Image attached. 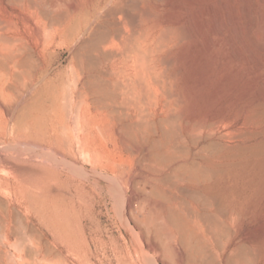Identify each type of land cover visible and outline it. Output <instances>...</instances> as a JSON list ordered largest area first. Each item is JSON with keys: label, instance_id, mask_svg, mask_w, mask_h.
<instances>
[{"label": "rangeland", "instance_id": "374dc122", "mask_svg": "<svg viewBox=\"0 0 264 264\" xmlns=\"http://www.w3.org/2000/svg\"><path fill=\"white\" fill-rule=\"evenodd\" d=\"M261 17L264 0H0V264H140L127 234L144 264H184L152 228L168 211L264 250Z\"/></svg>", "mask_w": 264, "mask_h": 264}, {"label": "bare ground", "instance_id": "6f19581e", "mask_svg": "<svg viewBox=\"0 0 264 264\" xmlns=\"http://www.w3.org/2000/svg\"><path fill=\"white\" fill-rule=\"evenodd\" d=\"M109 5V4H108ZM72 10V9H71ZM31 11V10H30ZM34 12H32V14H33ZM112 15V14H111ZM3 20V19H2ZM5 21V20H4ZM5 23V22H4ZM57 23V22H56ZM261 25H260V27L261 28H263L262 26H264V17H261V23H260ZM139 26V25H138ZM92 27V26H91ZM91 27H89V28H91ZM125 27V26H124ZM127 28V27H126ZM129 28V27H128ZM3 29V28H2ZM87 29V28H86ZM122 29V28H121ZM123 29H125V28H123ZM88 30V29H87ZM119 30V29H118ZM122 31H125V30H122ZM121 31V32H122ZM129 31H130V29H129ZM137 30H135L134 32H136ZM131 32V31H130ZM163 32H161V34H162ZM160 34V35H161ZM259 34V33H258ZM0 36H1V34H0ZM124 36V35H123ZM106 37V36H105ZM133 37V36H132ZM131 37V38H132ZM1 38H5L3 35H2V37H0V40H2L3 42H4V44L6 45V42L7 41H4V39H1ZM127 38V37H126ZM141 38V37H140ZM6 39V38H5ZM8 39V38H7ZM99 39V38H98ZM10 40H12V39H10ZM48 40H50V39H48ZM47 40V41H48ZM103 40V39H102ZM116 40V39H115ZM118 40V39H117ZM132 40H134V39H132ZM136 40V39H135ZM17 40H15V42H16ZM47 41H44V42H47ZM96 41H97V38H96ZM114 41V40H113ZM120 41V40H119ZM131 41V40H130ZM12 43L14 42V41H11ZM43 42V43H44ZM49 42H53V38L49 41ZM100 42V41H99ZM102 42V41H101ZM106 42H108V41H105V43ZM141 42V41H140ZM140 42H139V44H140ZM142 42H144V40L142 41ZM159 42V41H158ZM157 42V43H158ZM104 43V42H103ZM125 43V42H124ZM46 44V43H45ZM44 44V45H45ZM94 44V43H93ZM108 44H110V43H108ZM113 44V43H112ZM119 44V43H118ZM7 45H10L9 43L7 44ZM95 45V44H94ZM96 45H99V44H97L96 43ZM102 45V44H101ZM104 45V44H103ZM111 45V44H110ZM120 45V44H119ZM123 45V44H122ZM127 45V44H126ZM125 45V46H126ZM131 45V44H130ZM135 45V44H134ZM125 46H124V48H125ZM128 46V45H127ZM118 47V46H117ZM120 47V51H122L123 50V48H122V50H121V45L119 46ZM129 47V46H128ZM131 47V46H130ZM133 47V46H132ZM135 47V46H134ZM137 47H139V46H136L135 48H133V51L135 50V52H136V50L138 51L139 49H136ZM156 47V46H155ZM97 48V47H96ZM94 49V48H93ZM98 49V48H97ZM117 49V48H116ZM130 49V48H129ZM128 49V50H129ZM20 51H22L21 49H19ZM18 50V51H19ZM142 50V49H141ZM149 50V49H148ZM147 50V51H148ZM19 51V52H20ZM120 51H118V52H120ZM146 51V52H147ZM99 52V51H98ZM116 52V51H115ZM149 52V51H148ZM117 54V53H116ZM119 54V53H118ZM101 55V54H100ZM103 55H104V57H106L107 55H111V54H108V52H107V55H105V53L103 52ZM142 55L143 54H140L139 52L138 53H136V61H137V63L135 64V65H133V73H132V75L134 74V77L137 79L138 78V76L140 75L141 76V78H143L142 77V75H141V68H146V66L145 67H142V64L144 63V65H146L145 64V61H146V58H145V56H143L142 57ZM149 55V54H148ZM108 56V57H109ZM120 56V55H119ZM124 56V55H123ZM126 56V55H125ZM15 57H17V56H15ZM27 57V56H26ZM111 57V56H110ZM116 57V56H115ZM118 57V56H117ZM6 58V57H5ZM127 58H129V57H127ZM126 57L124 58V59H127ZM8 59H11V58H8ZM7 59V60H8ZM26 59H28V58H26ZM104 59V58H103ZM110 59V58H109ZM109 59H106V60H108L109 61ZM145 61H144V60ZM3 59H1V61H2ZM33 60V59H32ZM105 60V59H104ZM105 60V61H106ZM127 60H130V59H127ZM140 60V61H139ZM158 60V59H157ZM10 61V60H9ZM23 61V60H22ZM22 61H20V63L22 62ZM111 61V60H110ZM109 61V62H110ZM134 61V60H133ZM140 63H139V62ZM141 61H142V64H141ZM13 62V61H12ZM11 62V63H12ZM25 62V61H24ZM107 62V61H106ZM152 62V61H151ZM3 63V62H2ZM14 63V62H13ZM35 63H37V62H35ZM141 64V65H139V64ZM26 64V63H25ZM1 65V64H0ZM4 65H6L5 63H4ZM137 65V66H136ZM143 65V66H144ZM139 66V67H138ZM6 67V66H5ZM143 69H142V73H143ZM27 70V69H26ZM25 70V71H26ZM34 70V69H33ZM146 69H144V71H145ZM35 71V70H34ZM107 72V71H106ZM111 72V71H110ZM127 72V71H126ZM148 73H149V70L147 71ZM19 73V72H18ZM17 73V74H18ZM109 73V72H108ZM107 73V74H108ZM113 73V75L114 76H116V78L118 79V82H119V77L120 76H122V71H120V70H117V72H112ZM124 73V75H126L125 74V71L123 72ZM106 74V73H105ZM106 74V75H107ZM145 76H147L148 74H145V72L143 73ZM129 75L130 74H127V78H128V80H130L131 79V77H129ZM131 75V76H132ZM143 75V76H144ZM110 76V75H109ZM139 76V77H140ZM91 79H92V76H89ZM94 77V76H93ZM151 77V76H150ZM22 78V77H21ZM31 78V77H30ZM96 78H97V76H96ZM20 79V78H19ZM32 79V78H31ZM100 79V78H99ZM99 79H98V83L96 82V80H95V83H92L91 81H87V84H88V86L89 85H91L92 86V89H93V93H94V95L96 96V95H99V99H94L93 101H94V103L95 104H100L101 106H103L105 109H106V107L108 108L109 107V105H111V106H113V107H115L114 109H111L112 110V112L116 109V99H117V92H119V91H117L116 92V89H115V85H114V88L112 89V88H109L107 85L108 84H106L107 83V81L106 82H102L101 81V79H100V81L102 82H100L99 83ZM135 79V80H136ZM154 78H152V80H153ZM22 80V79H21ZM23 80H25V79H23ZM93 80V79H92ZM127 80V79H126ZM127 80V81H128ZM16 81V80H15ZM136 81H139V79L138 80H136ZM18 82V81H17ZM93 82H94V80H93ZM118 82L116 83V85H118ZM123 81H120L119 83L121 84ZM152 82H154V81H151V83ZM109 83V82H108ZM125 83H127V85H129V84H131L130 82H129V84H128V82H125ZM138 83V82H137ZM143 83V82H142ZM150 83V82H149ZM150 83V84H151ZM133 84V83H132ZM155 84H156V82H155ZM36 85V84H35ZM112 85V86H113ZM122 85H124L123 83L120 85V87L122 86ZM144 85V84H143ZM152 85H153V83H152ZM126 86V85H125ZM131 86V85H130ZM129 86V87H130ZM133 86V85H132ZM154 86V85H153ZM119 86H116V88L117 89H119L118 88ZM25 88H26V86H25ZM133 88V87H132ZM131 88V89H132ZM144 88V87H143ZM115 89V90H114ZM120 89H122V88H120ZM127 89V88H126ZM142 89V88H141ZM145 89V88H144ZM123 90V89H122ZM129 91H130V89H129ZM145 91V90H144ZM147 91V90H146ZM145 91V92H146ZM149 91V90H148ZM128 92V91H127ZM150 92V91H149ZM147 93V92H146ZM121 94V93H120ZM135 94V93H134ZM136 94H138L137 92H136ZM136 94H135V96H136ZM149 95V94H148ZM162 96V95H161ZM26 97V96H25ZM92 97V96H91ZM124 99H126L125 98V95H124V97H123ZM129 98V97H128ZM136 98V97H135ZM124 99H123V102H124ZM72 101V100H71ZM92 101V102H93ZM137 100L135 99V105H136V103H137V105H139V103L138 102H136ZM154 102V101H153ZM120 103V102H119ZM115 105V106H114ZM147 105V104H146ZM70 106V105H69ZM76 106V105H75ZM149 106V105H148ZM112 107V108H113ZM138 107V106H137ZM141 107V106H140ZM102 108V107H101ZM148 108V107H147ZM138 109L140 110V108L138 107ZM146 110V109H145ZM52 112V111H51ZM115 112V111H114ZM178 117V116H177ZM180 117H181V115H180ZM177 119H173L172 121L174 122V121H176ZM194 122H196V121H194ZM197 122H200V123H196V125H198V124H202V120H198ZM195 124V123H194ZM196 125H195V127H196ZM200 126H202V125H198V130H200ZM194 127V128H195ZM197 128V127H196ZM195 128V129H196ZM197 130V129H196ZM192 132V131H191ZM194 132V131H193ZM196 132V131H195ZM182 134V133H181ZM191 134V133H190ZM189 134V135H190ZM193 134V133H192ZM191 134V135H192ZM195 135H198L199 136V134H195ZM194 135V136H195ZM192 137H193V135H192ZM196 139H197V137H195ZM194 138V140H196ZM199 138H200V136H199ZM184 139V138H183ZM198 140V139H197ZM196 140V141H197ZM184 141V140H183ZM196 141H194V142H196ZM184 142H187V141H184ZM185 148V147H184ZM187 148H185V150H186ZM183 151H184V149H182ZM188 152V151H187ZM194 161V160H193ZM199 163V162H198ZM197 163V164H198ZM197 164H196V166L194 167V166H190L189 165V163H186L185 161H184V163H182L181 162V164H180V169L182 170V172H184L188 177H192V178H195V179H200V178H203L204 179V176L206 175V176H209L208 174V172H209V170H208V172L206 171V170H203L202 168H201V170H203L205 173H207V174H205L204 172H202L200 169L198 170V166H197ZM215 164V163H214ZM179 168V167H178ZM177 168V169H178ZM197 168V169H196ZM211 172L213 171V170H210ZM213 172H215V171H213ZM194 179V180H195ZM202 179V180H203ZM204 200H206V198L205 199H203V201ZM207 200H209L208 198H207ZM207 200L205 201V202H207ZM221 200V199H220ZM210 201H211V198H210ZM219 201V200H218ZM212 202V201H211ZM219 203V202H218ZM156 211V210H155ZM162 211V210H161ZM157 212V211H156ZM159 214H161L160 213V211L158 212ZM225 214V213H224ZM205 215V214H204ZM213 215V214H212ZM209 216V215H207V216H205V220H206V222H204V223H206L205 224V227L203 228V227H193V226H190L189 224H186V222H184V220H181V219H179V217H177L175 214H173L171 211H168L165 215H164V217H165V220H161V219H159V220H161V222L160 221H156L155 223H153L152 225V228L154 229L153 231H154V234H156V236H157V238L159 239L158 241L161 243L160 244V246H162L161 248L164 250L163 252L165 253V254H169L171 257H173L174 259H176L179 263H184V264H264V250L261 248V251L257 254V253H255L254 251H253V249H252V251L251 252H249V253H243V254H241L240 256L238 255V256H235V255H233L232 254V249L230 250L229 248H230V246H232V241H228V243H227V245H226V247L224 246V247H220V246H218V243H219V239H222L221 237H223V236H227V235H229L230 233H231V231H233V230H235V228H233L232 226H233V224H232V226H224L223 225V223H222V225L219 223L220 222V220H218V218H217V216H216V214L214 213V216ZM157 216V215H156ZM161 216V215H160ZM202 216V215H201ZM163 217V216H162ZM163 217V218H164ZM155 218V217H154ZM160 218V217H159ZM148 220V219H147ZM151 221H149L148 220V223H150ZM232 222H233V220H232ZM147 223V224H148ZM152 223V222H151ZM150 223V224H151ZM149 224V225H150ZM147 227V226H146ZM149 227V226H148ZM147 227V228H148ZM146 228V229H147ZM145 229V230H146ZM233 233H234V231H233ZM210 235V236H209ZM155 236V235H154ZM156 238V237H155ZM156 238V239H157ZM211 238H213L214 240H215V250H214V244H213V242H211L210 241V239ZM228 240V239H227ZM222 241V240H221ZM209 242H210V246H209ZM225 242H227V241H225ZM221 243H223V242H221ZM179 245H181L184 249H185V252H186V257H185V260L183 259V254H182V252L180 251V248H179ZM224 245V244H223ZM217 246V247H216ZM227 246H229V248H227ZM218 247H220V248H222V249H218ZM240 247H242L243 249H246V250H249L250 248H251V246H249V245H247V243H244V244H241V246ZM235 252V251H234ZM236 254V253H235ZM172 261V260H171ZM88 263V262H87ZM148 264H156V262H155V260L152 258V257H150L149 259H148Z\"/></svg>", "mask_w": 264, "mask_h": 264}, {"label": "water", "instance_id": "95a60500", "mask_svg": "<svg viewBox=\"0 0 264 264\" xmlns=\"http://www.w3.org/2000/svg\"><path fill=\"white\" fill-rule=\"evenodd\" d=\"M127 234V233H126ZM128 240L130 242V245L132 247V250L137 258V260L139 261L140 264H144L142 256L140 255V250L139 248L135 245V243L133 242L132 238L130 237L129 234H127Z\"/></svg>", "mask_w": 264, "mask_h": 264}]
</instances>
